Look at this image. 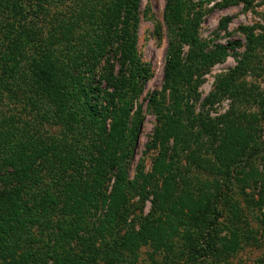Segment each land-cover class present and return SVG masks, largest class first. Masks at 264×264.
I'll return each instance as SVG.
<instances>
[{
    "label": "trees",
    "instance_id": "obj_1",
    "mask_svg": "<svg viewBox=\"0 0 264 264\" xmlns=\"http://www.w3.org/2000/svg\"><path fill=\"white\" fill-rule=\"evenodd\" d=\"M165 1L162 86L147 101L155 157L130 180L150 78L141 0H0V264H137L142 247L169 251L178 237L185 264L264 251L263 41L249 35L200 102L229 49L198 38L200 4ZM49 5L52 20L27 22ZM224 100L222 115L194 114ZM133 197L151 199L147 215L131 217Z\"/></svg>",
    "mask_w": 264,
    "mask_h": 264
},
{
    "label": "rangeland",
    "instance_id": "obj_2",
    "mask_svg": "<svg viewBox=\"0 0 264 264\" xmlns=\"http://www.w3.org/2000/svg\"><path fill=\"white\" fill-rule=\"evenodd\" d=\"M191 1L194 4H200L197 10L203 15L197 29L198 38L216 45L228 47L229 49V56L223 62L213 66L209 69L207 74L202 76L201 84L197 90L200 96V102H202L213 91L216 77L227 73L228 70L236 66V61L231 55L236 53L242 54L244 52V48L247 44V37L249 35L260 38L264 44V0H249L248 5H245L240 0ZM225 1H229L231 4L225 6ZM47 2L49 3V0H47ZM39 3L42 4L43 2ZM30 4L29 2V5ZM165 4V0H141L140 3L137 49L142 62L149 67L150 78L145 84L143 94L138 101V106L142 108L143 125L135 147V157L130 162L129 166L130 180L134 178L136 169L140 164H142L145 171L149 172L155 157L154 151H146V145L150 142L153 131L157 125L155 116L147 110V101L153 92L161 91L162 86L163 69L168 51L167 31L163 23ZM44 7H46V5ZM47 9L50 11L47 17L39 16V14L37 15L33 10L35 14H28L25 19L31 25H38L39 27L44 19L48 18V20H52V12L55 7L53 8L49 5ZM54 11L58 10L55 9ZM259 58L262 67H264L263 50H261ZM254 80L255 79L247 78L248 82ZM259 81H261L260 78L255 80V82ZM228 105V101L224 100L216 102V104L211 107L206 106L201 110V104L198 102L194 107V114H208L209 117L214 118L224 114L228 109ZM137 199V197H133L129 200V209L132 213V218L134 216H139L142 211V215L145 216L151 210V199L143 202V204L138 202ZM253 215L256 216L258 214L255 212ZM250 225L256 228V223L253 219ZM178 238L179 240H176V243L173 244L172 249L169 251L155 250V248L150 245L142 247L140 251L135 254L138 259L137 264H185L187 252L185 253V251H183L185 254L182 256L180 255V251H182L186 242L183 238ZM263 253L264 251L262 248L248 247L240 251L226 264H256V261L261 258ZM202 264L225 263H217L209 259Z\"/></svg>",
    "mask_w": 264,
    "mask_h": 264
}]
</instances>
